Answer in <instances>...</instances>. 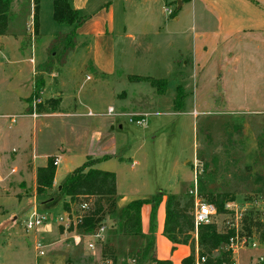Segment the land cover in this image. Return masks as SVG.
Instances as JSON below:
<instances>
[{"label":"rangeland","instance_id":"1","mask_svg":"<svg viewBox=\"0 0 264 264\" xmlns=\"http://www.w3.org/2000/svg\"><path fill=\"white\" fill-rule=\"evenodd\" d=\"M35 5L30 0H12L8 27L19 28L24 17L30 13L34 16ZM200 7L204 9L197 1L196 12L193 13L192 5L179 11L178 3L173 2L165 8L166 12L163 8L157 14L156 20L141 22L134 16L127 20L117 9L118 67L111 76L93 72L91 53L88 49L82 52L78 41L65 65L60 64L61 55L57 52H37V59L33 55L35 85L39 78L45 85V78L51 74L48 67L56 75L54 82L49 81L45 95L44 85L41 88L40 104L45 111H37L39 117L63 111L60 95L72 98L67 108L74 106L75 98L83 99L87 105L83 116L66 121L67 128L60 127L54 133L46 127L52 131L59 119L47 116L52 125L44 119L36 121L37 146L40 152L60 156L58 182H63L68 169L73 172L86 163L92 165L90 160L98 155H114L96 169L115 173L118 191L125 197L186 194L196 181L201 201L206 204L210 197L229 194L233 198L227 205L229 213L214 215L212 221L219 232L234 227L239 230L242 218L250 211L264 216V30L243 32L229 40L226 35H218L224 30L218 16H203ZM167 9L172 11L170 15ZM40 11L43 34L38 41L39 50L46 35L65 34L68 30L67 25L54 21L53 0H42ZM124 25L134 30L133 39L123 35ZM242 25L252 28L250 22ZM194 50L200 60L205 54L211 59L197 61ZM83 55L86 64L81 67ZM13 60L12 54L0 53V74L13 69ZM138 77L166 80L165 94L160 95L158 89L149 82L138 81ZM179 93L183 108L176 112L174 103ZM23 105L10 90L9 94L0 95V131L13 125L12 119H22L13 114L19 115ZM110 108L114 110L112 116L107 114ZM130 118L134 122L143 119L145 124L130 122ZM92 121L97 122L103 135L113 136L116 149L110 147L111 140L104 147L87 141V131L95 127ZM71 129L83 132L75 134ZM2 137L0 134V149ZM34 183L30 175L0 183V264H112L104 261L97 242L92 248L88 243L75 245L72 233L59 223V218L68 214L62 201L56 199L39 206L37 199L36 208L28 204ZM77 205H71V221L80 214ZM34 209L47 216L49 222L38 231L27 232L25 223ZM49 226L51 231L45 229ZM38 243L44 256L36 250ZM139 245L140 239L134 237L122 239L117 249L112 246L116 264H133L131 254ZM230 248L235 264L264 263V244L257 235L234 238ZM90 257L92 263L87 262Z\"/></svg>","mask_w":264,"mask_h":264},{"label":"crops","instance_id":"2","mask_svg":"<svg viewBox=\"0 0 264 264\" xmlns=\"http://www.w3.org/2000/svg\"><path fill=\"white\" fill-rule=\"evenodd\" d=\"M179 1L183 3L182 8L186 7L187 5H192L193 13L196 12L197 1H200V3H202L204 6L203 10V7H200V13L203 16H206V14L210 13L216 14L219 20L222 22V27L224 29L221 30L218 35H226L229 40L240 36L243 32L264 30V0H190L188 2H183L182 0H72L71 3L74 9L80 11L84 15H90V19L83 26L77 29V41L78 45L83 49H81L82 52H84V49H88L90 51V61L92 67L91 69L93 70V72L100 75L111 76L114 75L117 71L118 63L116 57V11L118 9V5H120L119 7H121V9L119 8L118 10L122 11L123 14L126 15L127 20H129L131 16H134V20H138L141 22L145 20H156L157 14L159 12L161 14L163 8L165 11V8L169 7L170 4H172L173 2L179 3ZM33 2L34 0H30V3L32 5ZM41 3L42 0H39V26L37 33H35L34 30L33 14L30 13L23 18L21 26H19V28H13V26L10 25L8 27L9 30L7 34L0 36V53L3 52L6 54H12L14 58V60L10 63L13 69L10 72H4V75L0 74V95L9 94L10 90L16 97L18 103L24 104L22 106V110L19 111V115L13 114V116H20L22 117V119H20V121L18 122L12 119L11 123L14 126L8 125L6 127V130L0 131V134L3 135V149H0V183H3L8 178L11 179L12 177H21V180H23V178L27 179V176L30 175V177L33 178V181L35 182L34 192L32 193L33 197L28 198V204L31 205L32 208L37 207V170L38 168L47 165L49 157H55L59 162L57 165V173L54 184L56 186L61 183L57 180L60 156L54 153L46 154L38 150L37 134L35 133L37 125L36 121H38L39 119H44V121L47 122L48 125H52L47 116L57 118L54 120L59 119L58 121L60 122L57 126L55 125V130L53 129L52 131H50L48 126L46 127V129L50 133H54L57 129L60 130V127H63V129L67 128L68 124L66 123V121L72 120V118L75 117L77 118L83 116V110H85V107L87 106L83 103V99L77 100L75 98L74 100L73 98V100L75 101L74 106H72V108L71 106L70 108H67L66 104H68V101L72 100V98H70L69 96L60 95L62 99L60 103V107H62L63 109L62 112H58L55 114L45 113L42 114L41 117H39L38 113H42L43 111H45L43 109L42 112H36L37 117L33 116L34 110L33 105H31L32 101H30V98H32L35 91L34 70L36 66L35 59H37L36 53L47 51L49 44L51 43L53 38L58 34H62L56 33L55 35H52L49 33V35H46V42L44 43V46H42V48L39 50L38 41H40L39 39H41L43 34L40 15ZM130 5H132V8ZM224 21H226V26L224 25ZM253 21H255L256 23L253 24ZM243 22H250L252 28H244L242 25ZM70 31L71 27L68 26V30L65 33H68ZM133 33V29H130L128 25H124L123 35L126 39H133ZM204 50L206 52H209L206 46H204ZM209 54L211 53L209 52ZM33 55L35 59H32ZM193 56L197 61L208 62L209 59H211L210 55L205 54L203 55L204 60H200L195 50L193 51ZM84 57L85 55H83V58ZM85 64L86 62L84 58L82 60L81 67H84ZM0 73H3L1 67ZM39 74L42 75L44 73L39 72ZM30 75L32 76V79H30ZM55 77L56 75L53 71L51 74H49V77L45 78V85L43 87L44 95L48 91L49 81L54 82L56 80ZM89 79H91V77H89ZM6 83H8V85ZM10 88H13V90ZM91 124H93L95 127L90 130L89 133L87 131V141H89L93 146L98 145L99 147H104V145L112 142V145L110 147L116 149V144L113 142V136H111L110 138L109 136L103 135V133L99 131L101 130V128L98 129L99 126L96 121H92ZM72 132H74L75 134H81L83 131L72 130ZM64 143L65 144L62 145H65L66 147V142ZM10 147L12 148V151L7 152L6 150L10 149ZM103 156L112 157L114 155H98L94 158H101ZM100 164L101 162L96 164L94 168H96ZM71 172L72 171L68 169V173H66L65 178ZM22 182L23 181H21V183ZM150 198L152 197L149 195L142 198L125 197L124 195H121L119 193L117 183V210L107 217L105 223L107 225L104 226V231L100 240L117 249V246L120 244L122 239H133L134 237H122L119 235L117 224L118 219L121 216L124 208L131 202L139 199ZM165 200L166 199L164 198V201L160 205L158 210V224L155 233L153 255L158 260L170 259L172 260L173 264H182V261L191 255V247L180 245L177 246L174 251H172L173 244L170 243V241L163 234L166 220ZM32 204H34V207L32 206ZM39 206H46V204ZM151 209L152 205H145L142 208L143 234L150 233ZM45 229H49L51 231L50 226ZM75 239L77 242L79 240L81 241L79 245L83 243L93 244L97 242V239L91 236H80L72 234V240L74 241ZM90 239H94V241H90ZM197 251L198 248L196 247V252ZM84 257L85 256H83V258ZM86 259L88 260V258ZM78 260L79 259H77V261ZM87 262L92 263L93 258L90 257V260H88ZM150 262H147L146 264H151Z\"/></svg>","mask_w":264,"mask_h":264},{"label":"trees","instance_id":"3","mask_svg":"<svg viewBox=\"0 0 264 264\" xmlns=\"http://www.w3.org/2000/svg\"><path fill=\"white\" fill-rule=\"evenodd\" d=\"M72 0H53V18L60 25L71 27V31L65 34H58L49 44L48 50L52 53L57 52L61 55L60 64L65 65L67 56L74 51L77 45V29L83 26L90 15H84L74 9ZM188 2L190 0H182ZM12 0H0V36L6 35L9 25V9ZM36 3V5H35ZM39 0H34L33 24L35 33L39 26ZM180 11V10H179ZM48 73L53 69L47 68ZM138 81L149 82L153 88L158 89L160 95H164L168 83L166 80L138 77ZM44 85L43 79L38 80L35 85V91L30 98L31 105L34 99L39 98L41 88ZM181 90V89H180ZM180 96V97H179ZM174 110L179 112L183 107V96L179 93ZM41 104L37 105L39 112L43 111ZM33 111V110H31ZM111 156L93 158L90 160L92 165L84 166L68 174L66 178L55 187V178L57 173V158L49 157L48 163L37 170L36 176V198L40 205L52 201L60 200L66 213L71 214V205L86 202L91 203L88 211H84L80 219L67 229L69 233L81 236L96 235L106 223L107 217L117 210V177L115 173L102 171L94 168L100 162L107 161ZM264 160V155L262 156ZM52 192V194H50ZM165 200L166 220L164 227V236L173 244L172 251L177 246L186 245L191 247V255L182 261V264H235L234 253L230 248L231 240L239 237H252L257 235L262 244H264V216L261 212L250 211L241 220V227L227 229L219 232L217 224H201L197 229L194 219L195 199L189 193L158 194L150 199H139L128 204L118 219V231L122 237H135L140 239V245L133 256V264H146L152 261L154 264H173L172 260H158L154 257L155 233L158 224V210ZM233 201L229 194L216 197H210L208 205L214 206L216 215L229 213L227 205ZM145 205H152L150 213V233L142 232V208ZM81 213V212H80ZM64 229V228H63ZM97 246L101 250L104 261H112L116 264V251L106 242L97 239ZM196 247L198 251L196 252ZM218 252L219 255L215 256ZM134 253V251L132 252ZM69 264H74L72 261ZM264 264V263H263Z\"/></svg>","mask_w":264,"mask_h":264},{"label":"built area","instance_id":"4","mask_svg":"<svg viewBox=\"0 0 264 264\" xmlns=\"http://www.w3.org/2000/svg\"><path fill=\"white\" fill-rule=\"evenodd\" d=\"M167 12L170 15L172 11L167 9ZM40 103H41L40 98H36L33 101L32 105H33V110H34V112H33L34 117H37V113H36L37 109L36 108H37V105ZM107 114H108V116L114 115L113 108H110L108 110ZM130 122H134L133 118H130ZM134 123L139 124V125H143V124H145V121L143 119H141V120L135 121ZM56 164H58V160L56 161ZM191 194L194 196V199H195L194 219H195L196 229L201 224L212 223L213 222L212 218L214 215H216V209L214 208V206L208 205V204L204 203L203 201H201V197L199 196V191H198V187H197V181L195 183V187L191 190ZM90 206H91V203L84 202V203L80 204V212L81 213L79 215H82L84 211H88ZM72 214H73V212H71V214H66V216H62L59 218V223L63 224L66 230L72 225V223H76V221L82 217V216L78 215L75 218V221H71L70 217L72 216ZM48 222H49V218L47 216L39 214L38 211L36 209H34V211L31 213L29 219L25 223V228H26L27 232L38 231L40 228L47 225ZM103 231H104V227H102L96 235H93L91 237H94L95 239L99 240L102 237ZM236 238H239V235L237 237H235V239ZM74 241H75L76 245H79L81 243L80 240L77 242L75 239ZM90 247L92 248L93 245L91 244ZM42 248H43L42 245L40 243H38L36 250L39 252V254L41 256H44L45 253L42 250ZM197 264H199V263H197Z\"/></svg>","mask_w":264,"mask_h":264},{"label":"water","instance_id":"5","mask_svg":"<svg viewBox=\"0 0 264 264\" xmlns=\"http://www.w3.org/2000/svg\"><path fill=\"white\" fill-rule=\"evenodd\" d=\"M182 5H183V3L181 1H179V3H178V10H180L182 8Z\"/></svg>","mask_w":264,"mask_h":264}]
</instances>
